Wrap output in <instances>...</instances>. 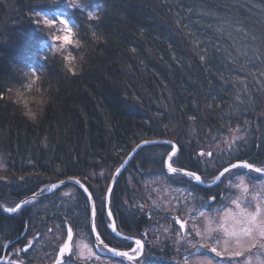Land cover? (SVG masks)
<instances>
[{
    "label": "trees",
    "instance_id": "1",
    "mask_svg": "<svg viewBox=\"0 0 264 264\" xmlns=\"http://www.w3.org/2000/svg\"><path fill=\"white\" fill-rule=\"evenodd\" d=\"M57 8L74 22L72 61L45 53L53 29L33 15ZM232 135L242 139L229 163L264 166V0H0V198L77 177L104 211L113 173L140 142L174 141L185 167ZM170 151L142 148L119 180L165 174ZM134 192L117 182L112 194L125 196L131 223Z\"/></svg>",
    "mask_w": 264,
    "mask_h": 264
},
{
    "label": "flooded vegetation",
    "instance_id": "2",
    "mask_svg": "<svg viewBox=\"0 0 264 264\" xmlns=\"http://www.w3.org/2000/svg\"><path fill=\"white\" fill-rule=\"evenodd\" d=\"M172 163L174 167L197 173L204 182L213 181L217 174L224 167L228 166L220 164V166H216L215 169L216 171L222 166L218 172L207 176L204 174V171L200 170V166H203L204 169H210L208 167L209 163H191L187 166L183 165L185 167L174 162ZM164 166H166L165 163ZM258 167L264 168V166ZM238 170L243 173L250 172L246 169ZM165 174L169 178L178 175L169 172L167 169ZM227 175L228 173H226L225 177H222L216 185L210 188L208 187L210 193L204 194H213V192L218 189V191L213 194V197H215L217 202L224 201L227 195H224V190L222 191L221 188L224 184L227 185L231 181L227 179ZM179 176L185 175L180 174ZM185 177L184 179L176 178L170 180L173 185L181 187L185 189L184 191L186 193L193 195L192 197H202V186L194 179L187 176ZM64 179L66 178L43 184L30 191L24 190L20 196L21 198L18 200L8 197L0 198V204L6 209V211H4L0 206V264H58V262L59 264H106L107 261L119 262L121 264L150 263L148 260H142V256L147 252L151 242V235L147 228L159 223L151 211H153L155 215L158 212L163 213V211L157 206L152 207L151 203L145 202V189L136 190L133 187H149V191L154 194L153 190L150 188L151 185L148 184V181L152 178H142L139 180L118 179L115 182V185L117 182H120V184L125 183L128 185L130 191H135L134 198H139V201H136L135 204L139 207L137 213L139 217L135 222L136 224L129 222L126 215L122 213L121 202L123 201L125 203V201H127L125 196L123 197L120 193L112 195L115 185L110 197V211L114 219L116 231L123 237H130L140 240L143 243L142 255L137 257L135 261L129 260L126 257H114L112 255L113 253L106 247L128 251L130 254H134L131 252V249L136 248L134 242L123 240L115 235L111 227L113 222L107 212V195L105 194L104 196V211L98 209L97 197L92 195L94 203L93 214L91 201L80 186L73 183H66L59 187H51L52 184L58 183ZM156 182H158V180H156ZM196 185L198 187H196ZM225 187L227 189V186ZM71 190H74L75 194H67ZM116 190L119 192L122 191L120 186L119 188L117 187ZM80 191L84 194H81ZM113 197L117 200L115 203ZM219 198H221V200H218ZM197 200L199 201V199ZM17 204L20 205V208L13 212L8 211L10 208H15ZM146 208L148 210H146ZM168 220L173 221L174 228L179 229L183 234H186V232L190 230L188 221L181 218L180 211L175 215L168 214ZM92 223L95 225L96 235L99 233V236L94 235ZM69 228H71L72 231L71 241L68 240ZM85 240L90 246L93 254V256L87 260L81 259L79 256L82 243H84ZM101 240L103 243H101ZM65 243L70 245L71 252H65L64 256L61 257L60 249ZM186 252L187 251H183L182 255H179L181 258L178 260L180 261L179 263H184L183 259ZM190 252L187 256V262L190 260L192 261L196 256L195 253L190 254Z\"/></svg>",
    "mask_w": 264,
    "mask_h": 264
},
{
    "label": "rangeland",
    "instance_id": "3",
    "mask_svg": "<svg viewBox=\"0 0 264 264\" xmlns=\"http://www.w3.org/2000/svg\"><path fill=\"white\" fill-rule=\"evenodd\" d=\"M74 1L75 0H59V3L70 4ZM49 18L52 19L54 17L49 16ZM56 18L58 19V17ZM64 18L68 19L66 17ZM68 20L73 26L74 33V22L71 19ZM62 28L63 25L59 23L53 26L52 37L63 35L61 31ZM73 39L75 43L69 46L64 45L60 41H52L50 38L51 47H46L45 53L53 54L62 52L66 57L69 55L73 57L72 48L77 47L75 36ZM231 142L232 141L226 139V145H218L212 149L211 147L203 149L204 155L200 156L202 163H204L205 158H210L212 156L211 158L213 159L209 162L208 167L210 169H207L208 171L212 172L216 169V166H220L218 161L223 157L222 154L224 150L226 151V155L223 157L224 161L221 159V164L223 165H228L235 155L240 154V151L238 153V150L233 149L232 145L231 148H229L228 145ZM209 152L212 153L211 156L207 155ZM227 152H229V154H227ZM4 167L5 166L0 165V171H3ZM151 178L148 184L151 185L150 188L153 190L154 194L149 191V187H145L144 200L147 203H151L152 207L157 206L160 208L163 213L158 212L155 215L154 212L151 211L159 223L147 228L151 235V242L147 252L143 254L142 260L150 261L149 264H181L179 263L180 261H178L180 259L179 255H182L183 251H187L184 255L185 261L188 259V253L191 251L190 254H196L195 258H193L192 261H183V264H264V248L259 246L260 243H264V241H260L257 237L255 242L256 246L253 247V241L242 238L241 244L238 245L235 237L227 236L219 227L220 223L224 222L225 227L229 230L234 228L236 230L239 229L240 225L233 223L229 212V210H231L232 214L238 212L236 205L231 202L234 199H239L241 201V207L249 212H254L257 204L264 209V189L261 187L264 186V176L254 172L243 173L238 169L232 170L227 175V179L231 181L227 185L224 184V186H222L223 189L221 188L222 191L224 190V195L226 194L227 198H224V201L218 202L211 199L218 189L210 195L202 193V197L198 198L195 196L192 197L193 195L186 193L184 191L185 189L173 185L170 178L164 173L163 175ZM241 178H243L248 188L247 193L242 194V192L235 187L240 183ZM156 180H158V182H156ZM4 182L7 183L9 181ZM225 186H227V189ZM70 193L75 194V191L71 190L67 194ZM255 197H260V199H255ZM197 199H199V201ZM218 200H221V198ZM146 210L148 209L146 208ZM178 210L181 213V218L188 221L190 225V230L186 232V234L180 232L179 229H175L173 221L168 220V214L175 215L179 212ZM201 213H203V215H201ZM212 247H215L217 252H212ZM236 251L243 252V255H232V253ZM217 253L221 254L217 255ZM168 254L173 256L172 260H170L171 258L169 256H166ZM79 256L84 260L93 256L92 250L86 240L82 243ZM106 264L121 263L107 261Z\"/></svg>",
    "mask_w": 264,
    "mask_h": 264
},
{
    "label": "snow or ice",
    "instance_id": "4",
    "mask_svg": "<svg viewBox=\"0 0 264 264\" xmlns=\"http://www.w3.org/2000/svg\"><path fill=\"white\" fill-rule=\"evenodd\" d=\"M53 4H59V0H52ZM73 6L75 7L76 5L73 4ZM52 16L54 18L50 19L48 15L42 13V12H34L33 15H35L37 17L36 19V24L38 26H41V30H44L43 26H47V28H52L53 26H55L57 23L63 25V28L61 29L63 35H57L54 37H51L52 41H60L62 42L64 45H73L75 43V40L73 39L74 37V33H73V26L70 24L68 19H65L63 16V13L61 11H59V9L57 8L56 10H53L51 12ZM89 15L91 16L92 13H89ZM42 17V20H41ZM58 17V19L56 18ZM93 38H96V33L93 32ZM42 42L48 47H51V41L47 40L45 38H42ZM201 59H203V57H201ZM65 60L67 61H72L74 60V57L72 56H67L65 57ZM69 71L72 72L73 74H75L76 72V68L72 67L71 64H69ZM36 73V69L33 68L32 69V74L35 77V79H38V77L35 76ZM30 119L35 120L36 119V113L31 112L30 110L26 113ZM191 119H195V117H191ZM238 130V129H237ZM242 139V137H237V136H233L232 137V143H235L237 140ZM144 144H149V143H154L151 141H144ZM167 143L171 146V152L167 154V169L169 172L174 173V174H182L185 175L189 178L194 179L197 182H202V178L195 172H188L184 169H178L176 167L173 166L172 163V158L174 156L177 155L178 153V147L174 144H172L171 141H167L164 142ZM229 148H231V143L228 145ZM137 147L139 148L140 145H137ZM200 155H204L203 152L200 153ZM208 156H211L212 153L209 152L207 153ZM232 169H247L250 171H254L256 173H261L264 174V168L261 167H255L253 164L248 163V161L246 160H241L238 163H233L231 164L229 167H224L223 171L219 172V174L215 177V179L217 181H220L222 177H225L226 173H230ZM120 169H117V173H119ZM63 183V181L61 182ZM54 187V186H53ZM237 189H239L242 194L243 193H247L248 192V188L246 186V184L243 181V178H241L240 183L238 185L235 186ZM262 189H264V186H261ZM85 191H87L85 189ZM109 192H111V188H109L108 190ZM89 196H91V193H88ZM213 201L215 200V197L211 198ZM255 199H260V197H255ZM232 204L236 205V208L238 209L237 213L232 214L231 210H229L230 214H231V219L233 221L234 224H238L240 225L239 229L236 230L235 228L232 230H229L227 227H225V223L222 222L220 223L219 227L224 231V233L227 234V236L229 237H235L236 238V243L239 245L241 244V239L242 238H246L249 241H253L252 246L255 247L256 246V240L257 237L259 238L260 241H264V209H262L260 207L259 204L256 205L255 211L254 212H249L246 209L241 207V201L239 199H234L231 201ZM18 208H20V205L17 204L15 208H10L8 209V211L13 212L16 211ZM93 214H94V210H93ZM108 215L111 216L112 213L109 210ZM201 215H203V213H201ZM92 227L94 228L95 225L93 224ZM113 231H115V223L113 222L111 225ZM97 236H99V233H97ZM68 240L71 241L72 240V231L71 228L68 229ZM101 243H103V241L101 240ZM136 244V248L131 249V252L134 254H130L128 251H118L115 248H110L108 249L109 251L115 253L116 255L120 256V257H127L129 260H137V257L142 255V251H143V243L140 240H136L135 241ZM261 248H264V243H260L259 245ZM212 252H217L215 247H212L211 249ZM65 252H71V247L68 243H65L61 249H60V255L61 257L64 256ZM221 253H217V255H220ZM232 255L234 256H241L243 255V252L241 251H236L233 252ZM59 264V262H58Z\"/></svg>",
    "mask_w": 264,
    "mask_h": 264
},
{
    "label": "water",
    "instance_id": "5",
    "mask_svg": "<svg viewBox=\"0 0 264 264\" xmlns=\"http://www.w3.org/2000/svg\"><path fill=\"white\" fill-rule=\"evenodd\" d=\"M145 141H151V142H154V143H149V144H144L143 142L144 141H142V142H140L138 145H140V147L138 148L137 147V145L135 146V148L129 153V155L125 158V160L122 162V164L117 168V169H120V171H119V173H117V169H116V171L114 172V174H113V176H112V179H111V181H110V184H109V187H108V190H109V188H111V192H112V189H113V187H114V184H115V182L117 181V179L119 178V176L122 174V172L125 170V168L128 166V164L131 162V160L133 159V157L137 154V152L142 148V147H145V146H149V145H155V144H167V143H164V142H167V141H169V140H162V139H153V140H145ZM172 142V141H171ZM172 144H174V145H176L174 142H172ZM177 146V145H176ZM239 161H236V162H234V163H238ZM249 163V162H248ZM233 164V163H232ZM251 164V163H250ZM165 165H166V167H167V157H166V160H165ZM230 166V165H229ZM228 166V167H229ZM255 166V165H254ZM256 167V166H255ZM177 168V167H176ZM178 169H182V168H178ZM185 170V169H184ZM187 171V170H186ZM223 171V170H222ZM188 172H190V171H188ZM259 174H261V173H259ZM261 175H264V174H261ZM62 182V181H61ZM61 182H58V183H55V184H52L51 186L53 187H59V186H61V185H64V184H66V183H74V184H76V185H78V186H80L84 191H85V189L87 190V191H85V193L88 195V193H91L89 190H88V188L78 179V178H67V179H65V180H63V183H61ZM197 182V181H196ZM198 184H200L201 186H203V187H211V186H213V185H215V184H217L218 183V181L215 179L214 181H212V182H210V183H204L203 181L202 182H197ZM107 190V212H109V210H110V195H111V192H109ZM32 197H35V196H32ZM88 197H89V199H90V201H91V209L92 210H94V203H93V198H92V195L91 196H89L88 195ZM29 199V198H28ZM0 206H1V208L4 210V211H6V209L4 208V206L2 205V204H0ZM110 217V219H111V221L112 222H114V219H113V217H112V215L111 216H109ZM92 222H93V219H92ZM92 224H94V223H92ZM92 229H93V232H94V235L95 236H97L96 235V231H95V228H93L92 227ZM114 233H115V235L116 236H119L121 239H123V240H126V241H131V242H134L135 243V241H136V239H133V238H130V237H123V236H121V235H119V233L116 231V229H115V231H114ZM108 249H110V247H108V246H106ZM118 251H121V250H118ZM113 253V252H112ZM114 257H118V255H116L115 253H113L112 254Z\"/></svg>",
    "mask_w": 264,
    "mask_h": 264
}]
</instances>
